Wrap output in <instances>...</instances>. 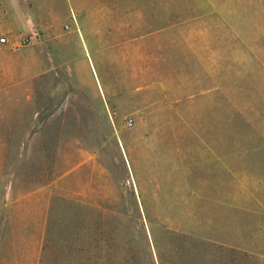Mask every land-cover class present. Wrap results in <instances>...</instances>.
<instances>
[{"label":"rangeland","instance_id":"374dc122","mask_svg":"<svg viewBox=\"0 0 264 264\" xmlns=\"http://www.w3.org/2000/svg\"><path fill=\"white\" fill-rule=\"evenodd\" d=\"M166 1L172 26L155 0H0V37L40 33L0 44V264L47 238L68 264L84 207L122 230L153 198L216 264H264V0Z\"/></svg>","mask_w":264,"mask_h":264},{"label":"trees","instance_id":"16d2710c","mask_svg":"<svg viewBox=\"0 0 264 264\" xmlns=\"http://www.w3.org/2000/svg\"><path fill=\"white\" fill-rule=\"evenodd\" d=\"M155 3L158 12L170 21L183 11L179 1L172 4L155 0ZM167 23L170 24L166 26H172L176 22ZM219 38L215 40L225 53L232 44L225 36ZM153 204L154 209L148 212L143 201L144 217L138 208L139 216L122 230L117 228L113 213L101 208L94 217L95 210L84 207L82 214H75L67 228L68 264H216L218 257L209 250L212 245L208 241L184 231L179 220L164 218L161 199L153 198ZM48 242L47 238V245L42 248L43 264H49L52 256Z\"/></svg>","mask_w":264,"mask_h":264},{"label":"built area","instance_id":"2783aa9c","mask_svg":"<svg viewBox=\"0 0 264 264\" xmlns=\"http://www.w3.org/2000/svg\"><path fill=\"white\" fill-rule=\"evenodd\" d=\"M40 38V33L37 28H29L27 34L20 38L18 41L13 40V38H8L5 36L0 37V44L1 45H8L11 47L22 46L26 44H31L36 39ZM131 125V121L128 122Z\"/></svg>","mask_w":264,"mask_h":264}]
</instances>
